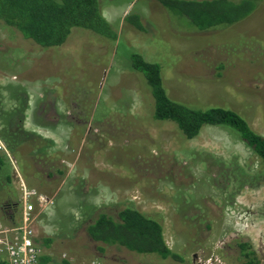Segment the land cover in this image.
<instances>
[{
	"label": "rangeland",
	"instance_id": "rangeland-1",
	"mask_svg": "<svg viewBox=\"0 0 264 264\" xmlns=\"http://www.w3.org/2000/svg\"><path fill=\"white\" fill-rule=\"evenodd\" d=\"M100 5L117 41L77 28L61 47L44 48L0 21V155L6 162L0 170V232L21 225L24 181L53 201L41 209L31 199L35 243L54 261L244 264L245 243L264 264L261 160L226 128L207 126L189 140L174 122L155 120L151 90L132 69L131 57L137 52L161 66L173 100L231 109L264 136V0L246 19L207 31L156 0ZM138 20L142 30L134 26ZM19 86L42 97L35 109L41 105L44 116L34 115L39 109L33 119L25 113L27 131L37 130L38 120L49 130L73 128L76 167L60 168L63 150L53 141L40 136L22 144L23 134L8 135L4 123L20 113L13 108ZM58 108L59 117L52 116ZM12 198L19 204L8 215L4 208ZM127 207L158 219L180 259L137 254L88 236L100 213L115 217Z\"/></svg>",
	"mask_w": 264,
	"mask_h": 264
},
{
	"label": "trees",
	"instance_id": "trees-1",
	"mask_svg": "<svg viewBox=\"0 0 264 264\" xmlns=\"http://www.w3.org/2000/svg\"><path fill=\"white\" fill-rule=\"evenodd\" d=\"M156 1L167 10L188 18L200 31H207L246 19L262 0ZM0 21L44 48L61 47L77 28L112 41H117L119 37L104 17L100 0H0ZM134 26L142 30L139 20ZM131 57L132 69L144 76L151 90L155 103V120L174 122L182 135L189 140L196 138L207 126L226 128L237 134L264 166V136L255 132L243 116L224 107H197L173 100L165 90L161 66L146 61L137 52ZM17 106L20 109L17 121L5 123L6 129L10 131L8 135L19 132L23 134V138L18 140L22 144L30 143L36 135L24 127L26 102L18 100ZM3 138L8 150L15 151L9 137ZM34 139L40 140L39 137ZM5 166L6 162L0 155L2 172ZM7 204L18 206L19 202L15 203L12 198ZM87 234L95 242L123 247L137 254H153L162 259H180L167 245L161 222L133 207L121 210L115 217L100 213L88 225ZM240 248L246 259L244 264H260L247 244H240ZM0 264H4L1 257ZM40 264L71 263L66 260L54 261L51 256L41 254Z\"/></svg>",
	"mask_w": 264,
	"mask_h": 264
},
{
	"label": "built area",
	"instance_id": "built-area-1",
	"mask_svg": "<svg viewBox=\"0 0 264 264\" xmlns=\"http://www.w3.org/2000/svg\"><path fill=\"white\" fill-rule=\"evenodd\" d=\"M3 145L0 143V150ZM21 191L23 193L21 202L23 206L21 225L15 229L0 232V257L4 264H40L41 252L35 243V233L33 224L35 221V206L31 202L36 198L39 207L52 204L49 197L39 195L21 182ZM90 264H110L103 260H93Z\"/></svg>",
	"mask_w": 264,
	"mask_h": 264
},
{
	"label": "crops",
	"instance_id": "crops-1",
	"mask_svg": "<svg viewBox=\"0 0 264 264\" xmlns=\"http://www.w3.org/2000/svg\"><path fill=\"white\" fill-rule=\"evenodd\" d=\"M17 88L21 91L22 95H16L13 97V101H14L13 102V105H14L13 108H15L18 105V100H23L26 102L27 108H26L25 113H26V116L28 117V119H33L34 110L36 112L38 109H39V111H37V113H34V115L39 119L43 118L44 112L40 111L41 105L38 107L37 110L35 109L36 103L42 97L36 96V93H34V90H32V89L28 90V89H25L21 86H19ZM50 88H48V89L51 90ZM53 91H55V88L53 89ZM58 109L54 110L55 112L53 114H52V110H50L49 113L52 114V116H54V117H59L60 113L58 111H60V109L59 110ZM49 113H48V115H49ZM63 115H65V114H63ZM63 115H61L60 117H62ZM55 122H57V121H55ZM34 123H36V125H37L36 126L37 130L32 131V130L28 129L29 131L36 132L37 133V134H35L36 137L42 136L44 139H47L48 141H53L55 145H57L58 147H60L61 150H63L60 158L58 159V160H60L59 161L60 168L63 169V167L64 168L68 167V168L72 169V167H74V166L76 167L77 159H76V162L73 161L75 159V157H74L75 153L73 152L71 144H70L71 139H73V138L77 139V134L73 133V132H75L73 130V128L66 127L65 130L56 131V130H52V129L49 130L47 128V126H45L47 124L44 122V120H38ZM0 124H2V121L0 122ZM68 125H69V123H68ZM25 129H27L26 126H25ZM25 175H26V173H25ZM23 178L25 180L28 179V178L26 179V177H23ZM46 180L48 181V178ZM19 198L22 199L21 196ZM19 198L17 200H15V203L16 202L18 203ZM12 225H15V223Z\"/></svg>",
	"mask_w": 264,
	"mask_h": 264
},
{
	"label": "flooded vegetation",
	"instance_id": "flooded-vegetation-1",
	"mask_svg": "<svg viewBox=\"0 0 264 264\" xmlns=\"http://www.w3.org/2000/svg\"><path fill=\"white\" fill-rule=\"evenodd\" d=\"M4 209H5L6 214L11 215L14 212V210L16 209V206L15 205L12 206V205L7 204V205H5Z\"/></svg>",
	"mask_w": 264,
	"mask_h": 264
}]
</instances>
